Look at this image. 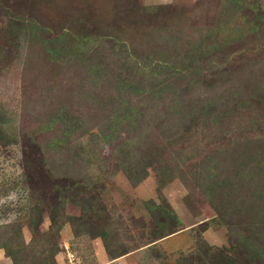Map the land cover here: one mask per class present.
Wrapping results in <instances>:
<instances>
[{"label":"rangeland","instance_id":"rangeland-1","mask_svg":"<svg viewBox=\"0 0 264 264\" xmlns=\"http://www.w3.org/2000/svg\"><path fill=\"white\" fill-rule=\"evenodd\" d=\"M0 264H264V0H0Z\"/></svg>","mask_w":264,"mask_h":264},{"label":"trees","instance_id":"trees-1","mask_svg":"<svg viewBox=\"0 0 264 264\" xmlns=\"http://www.w3.org/2000/svg\"><path fill=\"white\" fill-rule=\"evenodd\" d=\"M57 41V39L54 41V42H52L51 41V43H55ZM55 45H57V44H55ZM52 50L54 51V54L53 53H51V54H53V56L55 55L56 57H60L61 55H64L63 54V50H64V47L63 46H61L60 48H57V47H54V48H52ZM130 87V86H129ZM144 93H146V92H144ZM144 95V94H143ZM142 95V96H143ZM128 102V101H127ZM127 106V105H126ZM128 109V108H127ZM136 110V109H135ZM134 110V112H132L130 115H127V116H131L132 114H135L136 113V111ZM136 114H138V113H136ZM60 120V125H62V127H64V125H65V122H64V120H63V117L62 116H59L58 117ZM70 131H72V130H70ZM63 132H64V130H63ZM125 144V146H124V148H126L127 147V144L126 143H124ZM127 171V170H126ZM127 177H128V179L130 180V182H132V183H135V181L132 179V177H131V175H127ZM141 178H143V177H141Z\"/></svg>","mask_w":264,"mask_h":264},{"label":"built area","instance_id":"built-area-1","mask_svg":"<svg viewBox=\"0 0 264 264\" xmlns=\"http://www.w3.org/2000/svg\"><path fill=\"white\" fill-rule=\"evenodd\" d=\"M71 256V255H70ZM72 257V256H71ZM73 259V258H72Z\"/></svg>","mask_w":264,"mask_h":264}]
</instances>
